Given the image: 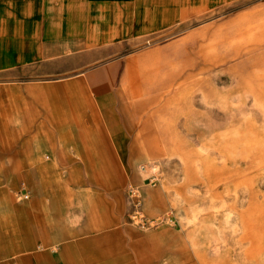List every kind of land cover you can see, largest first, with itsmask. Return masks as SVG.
<instances>
[{
	"label": "rangeland",
	"instance_id": "obj_1",
	"mask_svg": "<svg viewBox=\"0 0 264 264\" xmlns=\"http://www.w3.org/2000/svg\"><path fill=\"white\" fill-rule=\"evenodd\" d=\"M124 50L121 98L135 152L121 186L101 185L103 169H64L87 181L56 197L47 193V170L29 164L31 184L21 187L4 151L14 140L21 149L25 138L4 135L0 122V264H62L53 229L59 242L119 231L114 238L131 257L123 260L134 264H264V0L196 6ZM20 93L0 88V118ZM46 151L36 158L47 161ZM105 170L116 180L117 169ZM133 187L143 225L131 217ZM65 225L86 232L64 238ZM88 261L108 260L77 259Z\"/></svg>",
	"mask_w": 264,
	"mask_h": 264
},
{
	"label": "crops",
	"instance_id": "obj_2",
	"mask_svg": "<svg viewBox=\"0 0 264 264\" xmlns=\"http://www.w3.org/2000/svg\"><path fill=\"white\" fill-rule=\"evenodd\" d=\"M211 1L0 0V88L21 90L19 99L3 103L0 118L4 135L25 138L21 149L14 140L4 151L16 182L21 187L25 181L31 184L25 171L31 164L33 171L47 170V193L56 197L66 194V189L71 192L68 184L87 181L72 172L61 175L64 169H103L98 173L101 185L121 186V168L130 166V154L135 152L121 98L124 49L137 34ZM89 110L96 120L94 128L88 124ZM38 136H44L46 143L31 139ZM44 150L47 161L36 158ZM108 168L118 170L116 180L108 176ZM30 192L32 200L34 188ZM147 193L154 198L151 190ZM104 223L110 225V218ZM1 232L9 237L7 241L14 235L8 228ZM51 232L63 255L62 264H81L77 259L83 255L107 258L109 262L103 264H134L129 258L123 260L130 253L121 252L122 243L114 238L119 231L60 242L55 230ZM83 232L84 228L72 225H65L63 231L64 238Z\"/></svg>",
	"mask_w": 264,
	"mask_h": 264
},
{
	"label": "built area",
	"instance_id": "obj_3",
	"mask_svg": "<svg viewBox=\"0 0 264 264\" xmlns=\"http://www.w3.org/2000/svg\"><path fill=\"white\" fill-rule=\"evenodd\" d=\"M130 195H131V199L132 201V210H131V217L138 219L140 224H146L147 221H145V216L142 214L141 209H140V201H139V193L137 191V189H135V187L130 188Z\"/></svg>",
	"mask_w": 264,
	"mask_h": 264
}]
</instances>
